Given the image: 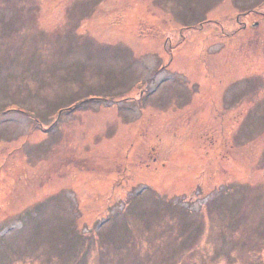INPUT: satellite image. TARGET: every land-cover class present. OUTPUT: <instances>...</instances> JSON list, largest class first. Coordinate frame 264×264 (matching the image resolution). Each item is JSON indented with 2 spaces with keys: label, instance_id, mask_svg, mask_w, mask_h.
I'll list each match as a JSON object with an SVG mask.
<instances>
[{
  "label": "rangeland",
  "instance_id": "obj_1",
  "mask_svg": "<svg viewBox=\"0 0 264 264\" xmlns=\"http://www.w3.org/2000/svg\"><path fill=\"white\" fill-rule=\"evenodd\" d=\"M0 264H264V0H0Z\"/></svg>",
  "mask_w": 264,
  "mask_h": 264
},
{
  "label": "flooded vegetation",
  "instance_id": "obj_2",
  "mask_svg": "<svg viewBox=\"0 0 264 264\" xmlns=\"http://www.w3.org/2000/svg\"><path fill=\"white\" fill-rule=\"evenodd\" d=\"M244 26H246V25H244Z\"/></svg>",
  "mask_w": 264,
  "mask_h": 264
}]
</instances>
